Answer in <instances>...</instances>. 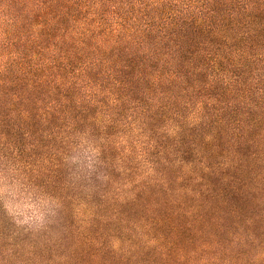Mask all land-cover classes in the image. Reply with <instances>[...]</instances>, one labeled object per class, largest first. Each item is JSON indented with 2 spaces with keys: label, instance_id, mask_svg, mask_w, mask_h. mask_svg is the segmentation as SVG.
<instances>
[{
  "label": "trees",
  "instance_id": "1",
  "mask_svg": "<svg viewBox=\"0 0 264 264\" xmlns=\"http://www.w3.org/2000/svg\"><path fill=\"white\" fill-rule=\"evenodd\" d=\"M0 264H264V0H0Z\"/></svg>",
  "mask_w": 264,
  "mask_h": 264
},
{
  "label": "rangeland",
  "instance_id": "2",
  "mask_svg": "<svg viewBox=\"0 0 264 264\" xmlns=\"http://www.w3.org/2000/svg\"><path fill=\"white\" fill-rule=\"evenodd\" d=\"M29 209H31L30 205L23 199L22 201H9L7 202L6 212L9 217H11L15 224L25 225L27 220V216L29 214Z\"/></svg>",
  "mask_w": 264,
  "mask_h": 264
}]
</instances>
